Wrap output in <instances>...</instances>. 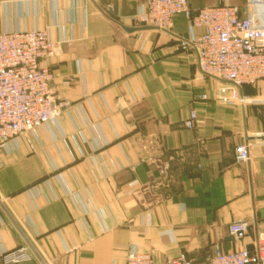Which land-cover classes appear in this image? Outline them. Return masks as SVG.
Instances as JSON below:
<instances>
[{
	"label": "crops",
	"instance_id": "1",
	"mask_svg": "<svg viewBox=\"0 0 264 264\" xmlns=\"http://www.w3.org/2000/svg\"><path fill=\"white\" fill-rule=\"evenodd\" d=\"M147 1L0 0L1 31L50 32L58 53L41 66L69 104L0 151V264L20 247L23 264H126L130 251L204 264L216 247L252 251L264 235V141H246L264 135L260 111L176 49L190 35L183 16L168 32L125 31ZM259 87L243 93L264 98ZM191 111L198 123L187 130ZM241 144L250 161L236 164ZM238 221L250 225L244 241L228 234Z\"/></svg>",
	"mask_w": 264,
	"mask_h": 264
},
{
	"label": "built area",
	"instance_id": "2",
	"mask_svg": "<svg viewBox=\"0 0 264 264\" xmlns=\"http://www.w3.org/2000/svg\"><path fill=\"white\" fill-rule=\"evenodd\" d=\"M177 16L187 20L190 35L176 37V49L192 52L203 75L232 87L240 107L261 101L249 99L243 91L264 84V0H246L243 7L225 2L200 10H192L188 0H148L133 20L137 28L168 32ZM57 53V43L48 30H0V151L8 150L22 137L28 139L41 127L56 124L69 106L56 99L52 87L54 75L41 66ZM197 123V113L191 111L183 126L194 130ZM249 161V145H238L236 164ZM165 170L166 167L161 174ZM249 231L250 225L243 221L228 226L229 236L237 241H244ZM1 260L3 264H23L30 261V254L27 247H20L4 252ZM126 264L195 263L185 253L157 260L151 254L130 251ZM204 264H264V235L257 238L252 251L243 247L225 252L216 247Z\"/></svg>",
	"mask_w": 264,
	"mask_h": 264
},
{
	"label": "rangeland",
	"instance_id": "3",
	"mask_svg": "<svg viewBox=\"0 0 264 264\" xmlns=\"http://www.w3.org/2000/svg\"><path fill=\"white\" fill-rule=\"evenodd\" d=\"M259 89H261L260 87H257ZM264 95V93L262 94ZM258 100L262 101V97H258L256 98ZM261 101H257V102H252L249 105H254L253 107H255L256 109H259L260 114L258 115V117H256V123L259 129L264 130V102Z\"/></svg>",
	"mask_w": 264,
	"mask_h": 264
},
{
	"label": "water",
	"instance_id": "4",
	"mask_svg": "<svg viewBox=\"0 0 264 264\" xmlns=\"http://www.w3.org/2000/svg\"><path fill=\"white\" fill-rule=\"evenodd\" d=\"M147 29H154L152 27H142V28H125L124 27V30L127 31V32H138V31H142V30H147ZM259 140V141H264V135L262 136H259L257 138H254V137H247L246 141L249 143L250 141H254V140Z\"/></svg>",
	"mask_w": 264,
	"mask_h": 264
}]
</instances>
